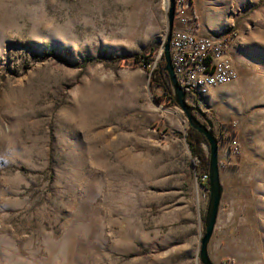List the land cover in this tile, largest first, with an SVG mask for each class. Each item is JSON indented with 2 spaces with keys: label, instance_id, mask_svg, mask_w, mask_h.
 <instances>
[{
  "label": "rangeland",
  "instance_id": "obj_1",
  "mask_svg": "<svg viewBox=\"0 0 264 264\" xmlns=\"http://www.w3.org/2000/svg\"><path fill=\"white\" fill-rule=\"evenodd\" d=\"M165 3L0 0V264H201L207 179L187 117L133 60L155 63ZM193 7L249 76L194 112L218 137L223 187L208 253L264 264V0Z\"/></svg>",
  "mask_w": 264,
  "mask_h": 264
},
{
  "label": "built area",
  "instance_id": "obj_2",
  "mask_svg": "<svg viewBox=\"0 0 264 264\" xmlns=\"http://www.w3.org/2000/svg\"><path fill=\"white\" fill-rule=\"evenodd\" d=\"M174 1L169 53L179 87L187 88V91L194 93L197 98H203L215 89L234 83L236 73L229 56V34H203L194 12L193 0ZM166 3L168 11V0ZM163 44L155 57V63L151 61L148 67L155 69L158 61L163 60ZM187 100L192 104L191 97Z\"/></svg>",
  "mask_w": 264,
  "mask_h": 264
},
{
  "label": "water",
  "instance_id": "obj_3",
  "mask_svg": "<svg viewBox=\"0 0 264 264\" xmlns=\"http://www.w3.org/2000/svg\"><path fill=\"white\" fill-rule=\"evenodd\" d=\"M168 2L169 7L167 12V25L169 32L163 44L164 66L160 72H164L168 77L171 96L176 106L186 115L189 126L204 137L208 146L209 161L206 171L208 203L203 220L204 232L200 239L198 255L201 264H213L208 253V244L215 229L223 193L218 163V137L215 136L212 130V124L208 119L205 118L204 121H201L196 116H194V112L200 114L201 116H204L205 113L201 111L198 104L195 106L188 104L185 99L186 91L180 88L176 81L169 53L170 35L173 25L175 4L174 0H168ZM192 94L195 95L194 93Z\"/></svg>",
  "mask_w": 264,
  "mask_h": 264
},
{
  "label": "trees",
  "instance_id": "obj_4",
  "mask_svg": "<svg viewBox=\"0 0 264 264\" xmlns=\"http://www.w3.org/2000/svg\"><path fill=\"white\" fill-rule=\"evenodd\" d=\"M133 60L135 62H139L141 64H143L144 67H146L151 61L152 59L150 57H146V56H136L133 58ZM163 62L154 70L151 71L150 73V82L151 85L153 87L156 88H162L165 95L168 98V101L173 104L176 105L172 96H171V92H170V87H169V83H168V77L164 72H160L161 69L163 68ZM189 97H191L193 99V103L198 104V98L195 96H193L190 91H186V97L185 99H188ZM199 105V104H198ZM186 142L188 144L190 153H191V157H192V164L194 165V167L202 170L204 172V174L206 175V171L208 168V161H209V154L208 157H206L204 155V152L201 148V144L202 143H206V140L204 139V137L197 133L193 128H191L189 126V130L187 133V136L185 137ZM200 184L202 186L205 187V189L207 190V180H199Z\"/></svg>",
  "mask_w": 264,
  "mask_h": 264
},
{
  "label": "crops",
  "instance_id": "obj_5",
  "mask_svg": "<svg viewBox=\"0 0 264 264\" xmlns=\"http://www.w3.org/2000/svg\"><path fill=\"white\" fill-rule=\"evenodd\" d=\"M229 55H230V59H231L233 69L236 73V80H238L239 78L247 79V77H249L248 71L245 70L243 68L244 66L241 65V61L244 58V56H242V54L240 52V48L237 44L236 45L233 44L231 46Z\"/></svg>",
  "mask_w": 264,
  "mask_h": 264
},
{
  "label": "bare ground",
  "instance_id": "obj_6",
  "mask_svg": "<svg viewBox=\"0 0 264 264\" xmlns=\"http://www.w3.org/2000/svg\"><path fill=\"white\" fill-rule=\"evenodd\" d=\"M165 6L167 7L166 3H165Z\"/></svg>",
  "mask_w": 264,
  "mask_h": 264
},
{
  "label": "flooded vegetation",
  "instance_id": "obj_7",
  "mask_svg": "<svg viewBox=\"0 0 264 264\" xmlns=\"http://www.w3.org/2000/svg\"><path fill=\"white\" fill-rule=\"evenodd\" d=\"M199 99V98H198Z\"/></svg>",
  "mask_w": 264,
  "mask_h": 264
}]
</instances>
